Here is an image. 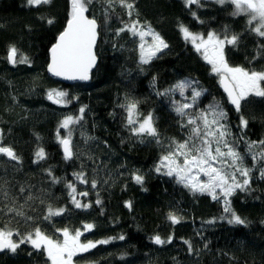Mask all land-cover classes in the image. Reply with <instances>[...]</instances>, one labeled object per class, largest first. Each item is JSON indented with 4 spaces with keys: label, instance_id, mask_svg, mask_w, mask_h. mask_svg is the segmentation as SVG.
<instances>
[{
    "label": "trees",
    "instance_id": "1",
    "mask_svg": "<svg viewBox=\"0 0 264 264\" xmlns=\"http://www.w3.org/2000/svg\"><path fill=\"white\" fill-rule=\"evenodd\" d=\"M202 4L189 8L184 0H135L131 19L117 4L114 12L109 10L111 18L105 23L107 4L94 0L88 15L94 14L101 26L99 65L90 84L68 86L52 81L46 70L50 49L70 19V0H51L39 7L29 6L27 0H0V132L3 145L10 146L22 161L0 155V184L8 181L4 186L17 197L18 205L25 204L29 194L34 197L24 207L25 215L34 220L0 212V228L7 226L27 234L38 226L54 237L59 234L56 229L80 230L84 242L125 237L97 245L77 258L88 264H264L262 165L252 160L245 143L264 140V98L249 97L237 112L220 88L219 77L184 40L179 26L201 34H222L225 27L239 33L241 43L237 48L226 46L225 54L231 66L246 69L264 70V49L259 48L264 39L248 30L246 16L231 15L234 9L230 3L221 6L214 0H202ZM48 19L53 23H47ZM134 20L151 25L168 44L146 65L140 64L139 38L127 31L116 34L117 29ZM12 46L17 49V59L24 56L30 63L10 66L7 56ZM182 80L196 81L198 88L206 90L195 110L207 109L214 102L223 107L245 166L254 169L251 191L237 190L230 197L231 208L247 221V226L221 219L227 215L222 200L193 194L174 177L155 171L169 141H182L188 133L174 111V104L185 102L184 97L179 92L171 96L156 93ZM52 89L67 92L71 102L53 106L47 98ZM185 95L190 97V90ZM131 100L139 102L141 120L149 113L153 115L163 147L152 137L132 133L122 107ZM82 107L83 119L70 126L75 157L66 161L57 131L66 137L68 131L60 128L61 122L69 115L79 117ZM241 116L248 121L243 130L239 127ZM41 148L46 159L35 163V154ZM49 169L60 183L52 182ZM78 172L86 173L87 184L76 179L74 174ZM134 174L144 177L142 185L134 181ZM93 180L97 182L95 189L91 187ZM67 183L76 187L77 199L91 207L76 208ZM21 185L26 188L22 194ZM85 191L87 196L78 195ZM97 198L101 200L99 205ZM129 201L131 209L126 206ZM5 203L0 197V208ZM48 206L66 211L46 221L42 217ZM170 213L181 217V222L173 224L168 219ZM210 220L216 222L207 223ZM86 224L94 228L86 231ZM156 235L165 240L172 236V243L155 244ZM185 241L191 242V252ZM0 264L50 261L43 250L21 244L15 253L0 254Z\"/></svg>",
    "mask_w": 264,
    "mask_h": 264
},
{
    "label": "snow or ice",
    "instance_id": "2",
    "mask_svg": "<svg viewBox=\"0 0 264 264\" xmlns=\"http://www.w3.org/2000/svg\"><path fill=\"white\" fill-rule=\"evenodd\" d=\"M94 0H70L71 12L70 19L67 22L65 30L59 35L57 43L50 49V63L48 71L53 76L62 77L65 80L86 81L90 78L89 73L95 66L97 56L95 48L99 37L98 29L101 27L95 15H88ZM107 4L105 10V23L110 20L109 10L114 12V6L123 7L131 19L135 10V0H104ZM215 3L223 6L226 3L233 5L232 16L244 15L247 17L248 30L256 36L264 39V0H214ZM51 0H27L29 6L39 7L50 4ZM185 6L191 8L193 5L202 7V0H184ZM193 17L199 20L196 13ZM202 22V21H201ZM47 23L52 24L53 20L48 19ZM180 31L186 42L191 43L194 49L201 54L202 58L211 65L212 72L219 77L220 84L227 93L229 102L234 106L237 112L241 110L242 101L249 97L264 98V70L246 69L240 66H231L228 63L225 54L226 46L237 48L241 43L239 33H231L227 27L222 34L210 32L207 37L201 34L193 33L186 26L181 24ZM130 32L133 37L139 38L140 64L151 63L152 59L157 58V54L168 48V44L149 24H141L139 20H134L130 24H125L117 29L116 34ZM151 36L152 41L149 44L146 37ZM147 45V47H146ZM264 49V44L259 45ZM255 59V57L253 58ZM8 60L13 65L17 63H30L27 57L21 56L17 59V49L12 46L9 49ZM198 82L193 80H182L163 92L157 91L159 96H171L179 92L184 97L185 102H176L174 111L181 119V127L188 129L186 139L169 141L164 154L161 156L158 166L155 168L157 173L165 176L174 177L176 182L188 188L193 194H208L213 200H222L224 212L227 214L221 219L234 225L247 226V221L238 215L231 208L230 197L237 190L242 192L251 191L253 168L245 166L244 156L237 149L238 140L234 138L231 127L227 123V113L223 107L214 102L207 109H197L199 98L203 95L204 89L197 87ZM190 90V97L185 93ZM47 98L54 104L67 106L71 101L68 93L62 90L52 89L48 91ZM190 100V102H188ZM138 101H128L122 107L127 112V124L136 136L143 137L147 135L152 137L158 145L164 146L155 127L154 117L151 113L140 119L138 111ZM195 110V111H194ZM85 109L80 108V116H66L60 124V128L66 129L68 135L61 137L57 131L58 143L62 146L63 157L66 161L73 160L75 153L72 144L71 125L78 124L83 119ZM248 121L241 116L239 127L243 130L247 128ZM88 139H91L90 137ZM243 140L241 136L239 138ZM3 133L0 132V155L7 157L11 161L21 163L20 157L10 146H4L2 143ZM248 151L252 155V160L260 163L259 178L264 179V140L245 141ZM35 163L46 159L44 149H40L35 154ZM48 175L52 177L53 183H60V180L52 176L51 169ZM81 183L87 184L86 173L78 172L74 174ZM203 176L205 179H201ZM133 179L137 184L144 183V177L134 174ZM8 183L4 180L0 184V197L5 203L0 212L23 217L27 220H34L33 217L26 216L24 212L25 205L34 199L29 194L25 197V204H17V197L5 188ZM66 187L70 190L71 202L76 208L87 209L91 207L89 203H82L77 199V189L72 183H67ZM91 187L96 188L97 182L91 181ZM26 188L21 185L19 192L22 194ZM78 195L87 196L88 193L81 192ZM43 203V201H41ZM101 200L97 198L96 204ZM126 206L131 209V202ZM66 211L65 208L53 209L47 208V214L42 217L50 221L54 216H60ZM168 219L173 224H179L181 217L169 214ZM215 220L207 223H215ZM94 228L92 224L84 225L86 231ZM62 239H54L47 235L40 227H35L33 231L22 234L13 231L7 226L0 228V252L8 250L15 253L21 244H30L34 250H43L51 264H73V257L80 253L88 252L96 248L97 245L107 244L111 239L124 240L123 235L113 237L109 240L81 241L83 232L76 230L70 232L69 229H56ZM14 236L20 237L19 240L13 239ZM172 236L167 240L159 235L153 237V242L158 245L172 243ZM188 249L192 251L190 241H185Z\"/></svg>",
    "mask_w": 264,
    "mask_h": 264
},
{
    "label": "water",
    "instance_id": "3",
    "mask_svg": "<svg viewBox=\"0 0 264 264\" xmlns=\"http://www.w3.org/2000/svg\"><path fill=\"white\" fill-rule=\"evenodd\" d=\"M99 31V29H98ZM99 38H100V35L98 37V40H97V44H96V48H95V53H96V56H97V48H98V43H99ZM58 40V38H57ZM57 40H56V43H57ZM55 43V44H56ZM54 44V45H55ZM7 59H8V56H7ZM9 62V60H8ZM49 63H50V56H49ZM9 65L10 66H14L12 63L9 62ZM49 65V64H48ZM98 65H99V58L97 56V61H96V64L95 66L91 69L90 73H89V76L90 78L86 81H81V80H65L63 79L62 77H56V76H53L51 73H49L48 71V66H47V75L48 77L56 82V83H60V84H64V85H68V86H74V85H88L91 83L92 81V76H93V73L96 71V69L98 68ZM219 85H220V88L222 89L223 93L225 94L226 98L228 99V96H227V93L224 91V88L222 87V85L220 84V80H219ZM49 100V99H48ZM229 101V100H228ZM49 102L53 105V106H59L60 104H54L51 100H49ZM230 103V102H229ZM230 105L234 108V106L230 103ZM63 152V151H62ZM8 250H5L3 252H0V254H3L5 252H7Z\"/></svg>",
    "mask_w": 264,
    "mask_h": 264
},
{
    "label": "rangeland",
    "instance_id": "4",
    "mask_svg": "<svg viewBox=\"0 0 264 264\" xmlns=\"http://www.w3.org/2000/svg\"><path fill=\"white\" fill-rule=\"evenodd\" d=\"M196 34H201V33H196ZM201 35H203L204 37H207V34H201ZM146 40L148 41V43L150 44L151 43V41H152V37L151 36H148V37H146ZM146 47H147V45H146ZM159 54V53H158ZM157 54V55H158ZM211 66V65H210ZM202 180L203 179H205L203 176H201L200 177ZM46 233V232H45ZM47 235H49L48 233H46ZM52 238H54V239H62V237H61V235H60V233L58 234V236L57 237H54V236H52V235H50ZM81 241L82 242H84L83 241V235L81 236ZM90 251V250H89ZM85 253V252H84ZM84 253H80V254H78V255H76L75 257H73V264H88V263H81V262H79L78 260H77V258L80 256V255H83ZM46 254V253H45ZM50 264H51V262H50Z\"/></svg>",
    "mask_w": 264,
    "mask_h": 264
}]
</instances>
